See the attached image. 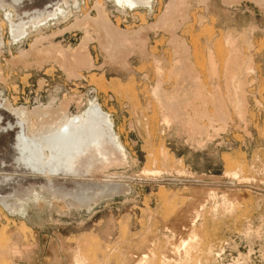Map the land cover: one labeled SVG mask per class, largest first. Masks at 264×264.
Instances as JSON below:
<instances>
[{
    "label": "rangeland",
    "instance_id": "rangeland-1",
    "mask_svg": "<svg viewBox=\"0 0 264 264\" xmlns=\"http://www.w3.org/2000/svg\"><path fill=\"white\" fill-rule=\"evenodd\" d=\"M150 1L0 0V98L38 127L41 114L72 116L98 102L124 150L82 176L45 177L15 165V132L0 133V264H78L77 251L87 264H125L145 247L171 255L174 245L194 250L195 264H264V0H175L181 14L167 24L159 20L173 0ZM51 5L63 15L47 16ZM8 12L15 23L40 18L14 38ZM104 21L132 39L130 49L117 48L124 59L109 55ZM85 35L91 67L69 73L63 59ZM183 63L195 68L196 86L181 78ZM231 67L246 80L240 117L226 99ZM158 81L165 92H219L227 122L188 108L206 129L191 136L163 121L152 95ZM187 211L196 221L179 235Z\"/></svg>",
    "mask_w": 264,
    "mask_h": 264
},
{
    "label": "bare ground",
    "instance_id": "bare-ground-1",
    "mask_svg": "<svg viewBox=\"0 0 264 264\" xmlns=\"http://www.w3.org/2000/svg\"><path fill=\"white\" fill-rule=\"evenodd\" d=\"M14 1L15 2H17V1L22 2L23 0H14ZM115 1L118 2L119 4H124V5H128V6H136L138 4H149V2H151L150 0H115ZM225 1L226 2H233V1L235 2V0H225ZM258 1H260V0H258ZM177 3L175 0H173L168 4L167 9L165 10V12H163L162 17H160L162 20H159L160 18L158 19L159 21H161V23L162 22H165L166 24H167V22L171 23V22H173L175 15L177 16V14L178 15L181 14L180 12L176 14L177 9L180 8L178 5L180 3H178V4ZM47 7L51 8L48 11L50 14L47 16H57L58 14L64 13L63 10L59 6L51 5V6H46V8ZM101 14H102V12H101ZM7 18H8V21L10 22V28H11L12 36L14 38H17V37L19 38V36L26 31L27 25H25V24L27 22H31L32 24H34L35 23L34 20L37 18L39 20L40 17L37 16V18H36L33 15V16H31V18L27 22H25L26 20L24 21V20L20 19L19 22L15 23L11 17V14L8 12ZM40 20H42V19H40ZM105 20H106V18H105ZM159 21H157V25L160 23ZM103 25H104L103 27H104L105 33H106V35H104V36H107L108 41H110V42H108V43H110V45H107L109 48H111V49L108 48L109 49V55H111L112 58L117 57V56L118 57L121 56L120 58L124 59L126 54H125V51L123 52L122 50H125V49L123 48L121 51L119 49H121L122 46L123 47L125 46V48L127 47L126 49H128V48L130 49L132 46V43H133L132 39L131 40L129 39L130 37L127 36V33L120 32V31L118 32L119 28L115 30L112 27L113 25L111 26V23H109L107 21H104ZM24 28H25V30H24ZM1 30L2 29L0 26V33H1ZM88 36L85 35L82 38V40L79 43V45L77 46V48L75 47V50L73 52L74 54L70 53L72 55L69 57L70 58L69 60L63 59V63L65 66V68H64V66H63V68L65 70H67L69 73H75V71L78 67H86V68L91 67V61L87 57V53L85 54V50H83L84 46L86 44V41L88 40ZM117 48H119V49H117ZM116 49H117V51H116ZM64 52L66 53V50ZM65 53H62L61 57H63V58L68 57V53L67 54H65ZM182 60H184V59H182ZM234 60L235 59L233 58V61ZM235 61H234V63H231V64L238 65V63ZM61 63H62V61H61ZM178 63H179V60H178ZM209 63L211 64V62H209ZM212 63H214V61ZM242 63H243V65H241V68H244V69L243 70L241 69V70L247 71L248 68H250L249 63H246V62L244 63V60ZM187 64L185 63L183 67H182V65L180 67L182 69V70L180 69V71L183 72V73L180 72L183 75V76H181V78L183 77V79H184V77H186V79H188L190 82L195 83L196 76H198V75H195V73L193 72L195 68L192 70L193 67H189ZM213 66L215 67V65H213ZM213 66H212V72L214 73V67ZM242 66H244V67H242ZM239 67L240 66H238V68ZM177 69H179V65H178ZM210 69H211V66H210ZM226 71H227L226 76H227L228 86H229V88L227 86L228 98H226V99H229V101L233 102L236 105L237 113H238V115L240 114L239 115V117H240L242 112H243V109H245L243 107V97H244V95H243L244 90L243 89H244V86L242 87V85L246 80L242 81V79H241V77L245 76V75H242L240 77L239 74L236 72L237 70L236 71L234 70V67H231L229 69L227 68ZM176 72H178V70ZM159 73H161V72H159ZM243 73H245V72H243ZM176 77H179V76H176ZM198 83H200V82H198ZM160 84L161 83H159V81H158L156 84V87L152 91V93H154L152 95H155L157 102H159V104H160V107L162 110V116L161 117H162L163 121H165L167 123L172 122V121H176L179 124H182L183 128L186 127V130L189 132L190 135L191 134L192 135L197 134V133H199V134L203 133L206 131V129H205V127H203V125L201 126L199 123H197V121L194 120V118H192L193 116L190 117L189 112L187 111L188 108L193 111V113H194L193 115H195V117L197 116V118L198 117H207V118H209V120L215 118V119H218L220 122L222 121L223 124H224V122H227V121H225L228 118L227 117L228 115L225 111L226 107L224 106L223 99L220 97V95H217L219 92L216 95H211L210 98H207L210 95H208V96H206L207 94L204 95L205 93L202 92L203 90L202 91H201V89L197 90V89H199L197 87H195L197 89L191 90V89H189V87L187 88V87H184L183 85H181V86H178L179 88H177L176 90H173V92H167V91L165 92L161 89ZM196 84L197 83H195V86H196ZM198 86H200V85H198ZM209 101L214 104V108H215V110H214L215 112L214 113L212 112L211 114H209L208 112L206 113V111H205V109H207L206 105ZM200 102L202 105L197 104ZM200 106H202L203 110ZM42 110H43V108H42ZM1 114H3L4 116ZM41 115H43L42 117H40L41 118L40 119L41 120L40 121L41 126L38 127L35 125L36 123L32 124L31 120H29V112H27L25 110V108H21V107L20 108H11L7 103H5V101H3L0 98V133H6V132H10V131L15 132V138H14V143H13L14 145H16L15 149L17 151V153H16L17 156L15 158V165H17L20 169L27 170L29 172H33L36 174H40V175L45 176V177L56 176V175L57 176H66L69 174L75 175V176H82L84 173L91 170L93 167L96 168L97 164H98V166L102 165V164L105 165V163L107 161H109L110 159L112 162L113 161L112 159H114V158L118 159L117 156L121 157V155H124V150H123L122 144L120 143L119 138H118V136L114 130V125H113V121L110 117V114L108 112H106L104 109H102V107L100 106V104L98 102L91 101L89 103V106L87 109H85L84 111H82L79 114H75L72 116H66V114L63 113V111H62V114H60L57 118H53L54 117L53 116L52 119L45 117V114H41ZM210 125H211V123H210ZM120 159L121 158H119V160ZM107 165H108V163H107ZM98 166H97V168H99ZM102 167H103V165H102ZM3 180L5 181L6 179H3ZM101 186H103V185H101ZM104 186H105V184H104ZM113 188H116V187H113ZM0 200H1V203L6 205V203H5L6 198L5 197L1 196ZM192 204H194V203H192ZM190 206H191V204H190ZM190 208L191 207L188 208V211ZM196 208H197V206H196ZM191 209H193V208H191ZM183 210H184V208H183ZM183 210H181V211H183ZM195 210H194V213H195ZM189 212L187 215L183 213V215H186V216H184V220L181 221L183 224H181L182 226H180V228L178 226L177 227L178 229L177 228L175 229V230H177L179 235L184 234V232H186L185 230L192 228L195 221H196V218L193 217V215L192 216L189 215ZM196 214H197V212H196ZM179 216H180V213H179ZM176 217H177V215H176ZM182 218L183 217H181V219ZM177 219H179V218L177 217ZM81 238H83V237H81ZM84 239H82V240H84ZM87 242H88V240H87ZM82 244H84V243H82ZM182 244L185 245L186 242H181V245ZM85 246H86V243H85ZM147 246H148V244H147ZM187 247H189V246H187ZM82 248H83V246H82ZM142 248L144 249V246ZM147 248L148 247H145V250H143V251L140 250L141 254L138 255V253H137L138 257L133 255L132 253L127 254V256H125V258L127 259V263L128 264H143V263L144 264H195L194 261L196 259V256L194 255L195 253L193 254L191 252L194 250H191L190 248H185L187 250H185L184 248H181V249H183V252L180 253V251H182V250H180L178 253L177 252L178 246L176 248V245H174V247H171L169 249V252L171 255H168V254L167 255H161L162 253L161 254H160V252L156 253L155 250H153L151 248H148V249ZM79 249H81V248H79ZM80 253H82V252L77 251V253L74 255V261L78 264H87L88 263L87 258ZM127 263H125V264H127ZM206 264H207V262H206Z\"/></svg>",
    "mask_w": 264,
    "mask_h": 264
}]
</instances>
